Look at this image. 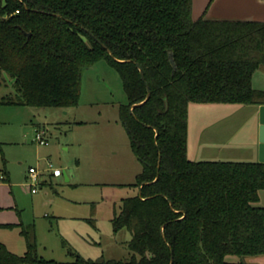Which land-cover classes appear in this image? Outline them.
<instances>
[{"label": "trees", "instance_id": "1", "mask_svg": "<svg viewBox=\"0 0 264 264\" xmlns=\"http://www.w3.org/2000/svg\"><path fill=\"white\" fill-rule=\"evenodd\" d=\"M99 59L121 76L119 118L142 165L131 185L145 183L111 218L130 232V258L69 250L72 264H256L244 256L264 254V162L193 160L187 136L190 102L264 103L252 86L264 21L193 19L192 0H0V86L13 87L0 103L75 106ZM17 225L26 250L0 241V264L53 262L37 254L34 224Z\"/></svg>", "mask_w": 264, "mask_h": 264}, {"label": "rangeland", "instance_id": "2", "mask_svg": "<svg viewBox=\"0 0 264 264\" xmlns=\"http://www.w3.org/2000/svg\"><path fill=\"white\" fill-rule=\"evenodd\" d=\"M12 91L11 83L0 86V96ZM126 103L121 76L105 59L83 70L75 106L0 103V218L34 224L37 254L54 260L35 264H72L69 250L86 258H130V232L115 231L111 222L122 198L138 193L131 183L142 168L119 118ZM255 112L256 104L190 102V141L200 133L206 152L197 159L254 161ZM42 129L46 143L36 139ZM3 158L9 180L1 178ZM49 162L60 176L49 175ZM30 166L45 170L47 178L34 193L25 178ZM0 240L18 254L26 250L17 224L0 225ZM244 260L253 262L255 255Z\"/></svg>", "mask_w": 264, "mask_h": 264}, {"label": "crops", "instance_id": "3", "mask_svg": "<svg viewBox=\"0 0 264 264\" xmlns=\"http://www.w3.org/2000/svg\"><path fill=\"white\" fill-rule=\"evenodd\" d=\"M201 15L209 19H227V20H252V21H264V0H192V17L193 19L199 18ZM252 86L259 90H264V68H258L253 72L252 75ZM259 106L260 104H256V126H255V135L254 139L252 140L253 148L252 153L254 160H258V127H259ZM82 120L75 121V124L82 123ZM189 124V122H188ZM189 127L188 125V136H187V152L189 158L193 160H201L197 159L200 157L205 156L206 152L204 153L205 147L202 144V140H199L200 133L198 138H196L195 143L191 144L190 141V134H189ZM200 131V130H199ZM208 143V141H207ZM223 150V146L218 147L219 150ZM220 152V151H219ZM209 154V153H208ZM40 172L39 180L46 182L47 178H44L45 170H41L37 168ZM4 172V171H3ZM4 177H1L3 180L8 179V171L4 172ZM50 176H54L48 171ZM29 169L25 176L26 180L28 181V186L32 191V187L36 185L30 184L29 181ZM60 176V175H59ZM46 177V176H45ZM57 177V176H54ZM39 182V181H38ZM259 201L258 204L264 207V189L259 191ZM77 200H74L76 202ZM75 218V217H74ZM83 218V217H82ZM22 222V220L14 221L8 220L5 218H0V224L4 223H12L17 224ZM6 246L7 244L3 241ZM8 247V246H7ZM11 250V249H10ZM256 264H264V254L262 255H255V260L253 261Z\"/></svg>", "mask_w": 264, "mask_h": 264}, {"label": "water", "instance_id": "4", "mask_svg": "<svg viewBox=\"0 0 264 264\" xmlns=\"http://www.w3.org/2000/svg\"><path fill=\"white\" fill-rule=\"evenodd\" d=\"M87 30V29H85ZM88 31V30H87ZM29 34V33H28ZM171 60V63L172 65L175 67L176 64H175V61L173 58L170 59ZM139 70H140V74H141V77L143 78V73H142V69H141V66L136 62ZM149 94H150V91H149V87L147 85V95H146V98L147 99L149 97ZM141 103V102H140ZM139 102L137 103H133L131 104V110L132 108L135 106V105H138L140 104ZM259 127H258V140H259V144H258V161H263L264 162V103L263 104H260L259 106ZM160 157V156H159ZM145 182H142L139 186V191L138 193L140 194V191H141V186L144 184Z\"/></svg>", "mask_w": 264, "mask_h": 264}, {"label": "built area", "instance_id": "5", "mask_svg": "<svg viewBox=\"0 0 264 264\" xmlns=\"http://www.w3.org/2000/svg\"><path fill=\"white\" fill-rule=\"evenodd\" d=\"M44 135H45V131L43 129L40 130V131H37V133H36V139L39 142H41V143H46L47 140L45 139ZM48 166H49L48 171H50L52 175L59 176V175L62 174L61 169L60 168H57V167L53 168L51 162L48 163ZM29 174H30V176H29L30 184L36 185L38 183L39 177H40L39 170H37L36 167L30 166L29 167ZM35 190H36V187L33 186L32 187V191H35Z\"/></svg>", "mask_w": 264, "mask_h": 264}]
</instances>
